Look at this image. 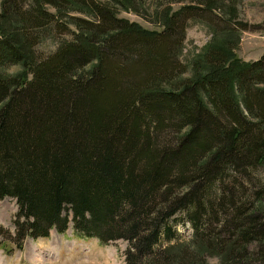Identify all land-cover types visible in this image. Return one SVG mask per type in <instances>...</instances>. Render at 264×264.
<instances>
[{
    "label": "trees",
    "instance_id": "obj_1",
    "mask_svg": "<svg viewBox=\"0 0 264 264\" xmlns=\"http://www.w3.org/2000/svg\"><path fill=\"white\" fill-rule=\"evenodd\" d=\"M134 3L1 0L10 241L21 248L70 220L78 236L125 241L122 264H200L208 254L264 264V54L241 62L230 42L214 41L184 65L186 21L213 5L166 7L147 29L117 17ZM51 26L69 38L38 58L33 46ZM179 222L192 231L184 244L171 243Z\"/></svg>",
    "mask_w": 264,
    "mask_h": 264
},
{
    "label": "rangeland",
    "instance_id": "obj_2",
    "mask_svg": "<svg viewBox=\"0 0 264 264\" xmlns=\"http://www.w3.org/2000/svg\"><path fill=\"white\" fill-rule=\"evenodd\" d=\"M206 1L213 5L210 13L203 11L201 18L186 21L179 55L181 63L187 65L209 43L224 40L232 44V52L239 61L258 60L264 54V0H136L135 10L119 8L117 17L136 22L147 29H157L160 26L157 25L158 18L155 20V17L166 7H170V11L181 5L199 4L206 8ZM62 15L65 13L60 15L61 21H66V15ZM75 15L83 16L77 12ZM51 27L40 31L41 39L33 46L34 55L38 58L48 56L62 39L69 38L68 34L60 35ZM68 28L73 29V26ZM19 70L18 66H5L2 72L10 75ZM16 210L13 198L4 197L0 200V264L123 263L125 241L114 240L101 244L96 238L80 237L73 232L70 220L65 231L60 233L50 229L47 237L25 238L21 248H16L10 241L14 234L12 219ZM175 227L177 238L171 243H186L192 234L190 226L179 222ZM200 264L221 263L217 256L208 254L203 256Z\"/></svg>",
    "mask_w": 264,
    "mask_h": 264
}]
</instances>
